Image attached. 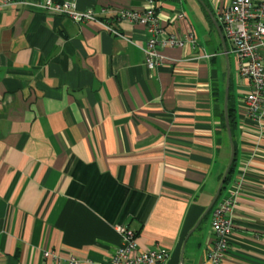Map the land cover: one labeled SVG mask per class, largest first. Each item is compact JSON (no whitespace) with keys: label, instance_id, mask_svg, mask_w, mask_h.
I'll list each match as a JSON object with an SVG mask.
<instances>
[{"label":"crops","instance_id":"1","mask_svg":"<svg viewBox=\"0 0 264 264\" xmlns=\"http://www.w3.org/2000/svg\"><path fill=\"white\" fill-rule=\"evenodd\" d=\"M73 1L122 35L29 4L0 7V264L107 262L117 225L140 248L164 247L159 264H199L209 220L182 242L229 157L219 113L227 72L248 173L220 264H264V128L240 110L248 82L231 43L224 52L198 0ZM203 1L221 28L230 0ZM150 4L167 31L198 39L162 48L154 68L143 62L144 25L114 19Z\"/></svg>","mask_w":264,"mask_h":264},{"label":"built area","instance_id":"2","mask_svg":"<svg viewBox=\"0 0 264 264\" xmlns=\"http://www.w3.org/2000/svg\"><path fill=\"white\" fill-rule=\"evenodd\" d=\"M20 2L33 5L47 13L69 16L74 21L93 20L115 35H122L112 20L99 18L93 9H78L73 0H0V7ZM223 35L231 45L237 58V72L248 82V88L240 98V110L263 129L264 123V0H230L219 13ZM114 19L141 23L149 32L142 47L143 62L149 68L163 63L161 49L166 46H182L185 43L194 47L198 41L192 31L178 35L167 31L163 26L153 4L144 9L121 8ZM206 56V54H201ZM208 56V55H207ZM248 163L237 165L229 184L220 194L210 211L209 228L213 238L199 264H220L227 250L232 232L233 209L243 194ZM121 234L120 244L107 262L99 264H159L168 257L164 247L140 248L134 237V231L125 225H117ZM45 257H58L51 249H44ZM70 264H78L74 256L69 257Z\"/></svg>","mask_w":264,"mask_h":264},{"label":"water","instance_id":"3","mask_svg":"<svg viewBox=\"0 0 264 264\" xmlns=\"http://www.w3.org/2000/svg\"><path fill=\"white\" fill-rule=\"evenodd\" d=\"M201 5L206 9V11L208 12L210 18L213 21V24L215 25L217 32L219 34L221 43H222V47L224 49V52H226V42H225V37L221 31V28L218 24V22L216 21V19L214 18L212 12L210 11V9L207 7V5L205 4V2L203 0H198ZM226 54V53H225ZM228 89H229V76H228V72L226 73V82H225V88H224V98H223V113H224V123H225V128H226V133H227V137H228V141H229V146H230V152H229V157L226 163V166L222 172V175L219 179L218 185L215 189V192L213 193L212 198L210 199L209 203L207 204V206L205 207V209L203 210V212L201 213V215L198 217V219L196 220V222L194 223V225L187 231L184 240L182 242V248L183 245L185 244V240L187 239V237L190 235V233L196 228V226L198 225V223L200 222V220L202 219V217L206 214V212L212 207V205L214 204V202L216 201L217 197L220 194V191L222 189L223 183L225 181L226 175L228 173L229 167L234 159L235 156V144L233 141V136H232V132H231V128H230V124H229V119H228V107H227V100H228Z\"/></svg>","mask_w":264,"mask_h":264},{"label":"trees","instance_id":"4","mask_svg":"<svg viewBox=\"0 0 264 264\" xmlns=\"http://www.w3.org/2000/svg\"><path fill=\"white\" fill-rule=\"evenodd\" d=\"M227 107H228L229 124H230L231 132H232V135H233V141H234V144H235V156H234V159H233V161H232V163H231V165L229 167V170H228V173L226 175V178H225V181L223 183V186H222V189L220 191V194L223 193V191L225 190L226 186L229 184V182L232 179L234 173L236 172L237 165H238L237 145H236V140L234 138L235 130H236V126H237V121H236V114H235V105H234V102H233V99H232V94L230 93V91H229V94H228ZM219 113H220V119H221V127L226 132L225 123H224L223 108H221ZM225 137H226V139H228L226 134H225ZM221 175L219 176V178L221 177ZM211 209H212V207L206 212V214L202 217L201 220H203L209 214ZM199 225H200V223H198V225L196 227L198 228Z\"/></svg>","mask_w":264,"mask_h":264},{"label":"rangeland","instance_id":"5","mask_svg":"<svg viewBox=\"0 0 264 264\" xmlns=\"http://www.w3.org/2000/svg\"><path fill=\"white\" fill-rule=\"evenodd\" d=\"M226 43H227L228 46L230 45V42H229L228 40H226ZM225 165H226V164H225ZM224 168H225V167H224ZM208 220H209V219L206 220V219L204 218L201 224L206 225L207 222H208ZM197 233H198V232H197Z\"/></svg>","mask_w":264,"mask_h":264}]
</instances>
